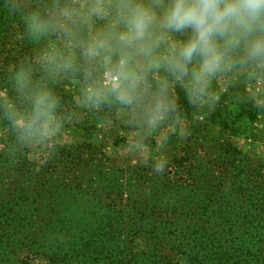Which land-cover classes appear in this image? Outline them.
Returning <instances> with one entry per match:
<instances>
[{"label":"trees","instance_id":"obj_1","mask_svg":"<svg viewBox=\"0 0 264 264\" xmlns=\"http://www.w3.org/2000/svg\"><path fill=\"white\" fill-rule=\"evenodd\" d=\"M51 3L0 0V63L10 41L20 56L40 45L27 17ZM18 130L0 139V264H264V166L230 137L195 138L156 168L57 146L37 170Z\"/></svg>","mask_w":264,"mask_h":264},{"label":"rangeland","instance_id":"obj_2","mask_svg":"<svg viewBox=\"0 0 264 264\" xmlns=\"http://www.w3.org/2000/svg\"><path fill=\"white\" fill-rule=\"evenodd\" d=\"M89 3L61 0L69 10L67 16H57L61 31L47 34L40 45L26 50L25 56L18 55L21 45L17 39L6 46L5 53L12 50L14 56L12 62L0 63V139L8 133L18 135V129L26 131L32 117L33 96L28 93L44 90L55 98L56 107L50 119L35 124L24 135L26 154L37 170L47 165L57 146L73 145L86 147V152L92 151L110 167L156 168L167 158L181 156L193 139L204 141L205 135L230 137L255 164L264 166V64L234 63L213 76L202 93L192 96V65L189 76L181 77L163 60L159 68H149L148 58L137 54L131 67L144 80L137 88L136 101L122 104L110 91L115 78L106 72L119 54H102L92 60L82 55L80 45L112 23L108 16H89ZM184 39L186 34L165 36L154 55L166 57L169 46ZM65 59L71 61V69L57 66ZM8 64L15 68L13 74L23 68L34 79L24 94L5 70ZM93 93L103 94L104 99L97 102ZM199 123L208 130L196 133Z\"/></svg>","mask_w":264,"mask_h":264},{"label":"clouds","instance_id":"obj_3","mask_svg":"<svg viewBox=\"0 0 264 264\" xmlns=\"http://www.w3.org/2000/svg\"><path fill=\"white\" fill-rule=\"evenodd\" d=\"M46 14L34 11L27 17L30 33L42 37L61 31L58 15H68L60 0H52ZM13 11H19L14 7ZM89 16H108L110 27L82 43L86 60L102 54L118 53L117 61L106 72L115 78L110 91L116 99L132 105L144 76L132 70L135 55L148 58L149 68H159L161 61L181 77L189 76V94L202 93L210 79L234 63L264 64V0H90ZM186 34V39L168 48L166 57L154 55L165 36ZM68 35H71L68 33ZM72 68L65 59L57 65ZM20 92L29 87L30 73L21 68L15 73ZM97 102L103 94L93 93ZM57 101L48 91L37 90L32 97V117L26 125L31 132L35 124L50 119Z\"/></svg>","mask_w":264,"mask_h":264}]
</instances>
